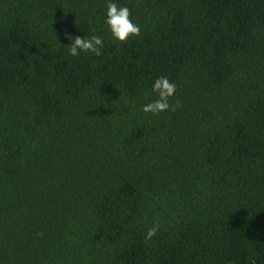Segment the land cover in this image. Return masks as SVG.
<instances>
[{"label":"trees","instance_id":"trees-1","mask_svg":"<svg viewBox=\"0 0 264 264\" xmlns=\"http://www.w3.org/2000/svg\"><path fill=\"white\" fill-rule=\"evenodd\" d=\"M116 2L0 0V264H264V0Z\"/></svg>","mask_w":264,"mask_h":264},{"label":"clouds","instance_id":"clouds-1","mask_svg":"<svg viewBox=\"0 0 264 264\" xmlns=\"http://www.w3.org/2000/svg\"><path fill=\"white\" fill-rule=\"evenodd\" d=\"M104 23L112 37L120 42H124L130 36L140 34V26L135 24L130 18V10L127 6L118 5L116 0H106V10ZM103 39L98 35L71 37L68 45V54L72 57L79 56L82 52H88L95 56L101 55ZM152 91L157 98L141 106L144 113L153 115L164 112L170 108L169 99L175 94L176 85L168 80L166 76L157 77L152 83ZM159 225L154 224L148 229L145 239H151L158 231Z\"/></svg>","mask_w":264,"mask_h":264}]
</instances>
